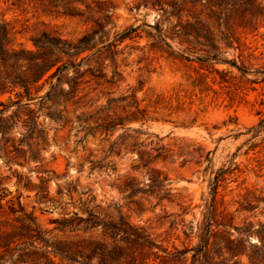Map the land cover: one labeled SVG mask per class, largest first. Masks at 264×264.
Returning a JSON list of instances; mask_svg holds the SVG:
<instances>
[{"label": "rangeland", "instance_id": "374dc122", "mask_svg": "<svg viewBox=\"0 0 264 264\" xmlns=\"http://www.w3.org/2000/svg\"><path fill=\"white\" fill-rule=\"evenodd\" d=\"M49 1L0 0V20L7 24L14 47L34 50L32 39L44 30L76 39L104 14L111 21L110 38L115 30L130 26L137 27L139 36L117 47L122 53L115 55L114 62L121 77L110 78L109 60L104 62L108 81L86 73L66 109L63 103L57 107L63 119L49 118L48 100L23 98L25 105L8 106L4 116L12 115L9 127L0 131V244L4 234L18 231L23 212L33 214L49 236L61 238L100 236L102 228L89 226L84 232L85 224L80 222L60 231L54 229L52 219L86 217L89 209L99 218L115 217L121 211L156 245L152 248L156 264H167L164 250L179 249L188 250L171 264H198L191 248L200 242L210 182L219 175L217 211L224 225L214 228L210 242L224 245V235L244 239L245 250L235 258L238 264H250L249 243H258L259 238L238 229L264 224V13L257 29L240 31L229 45L215 42L220 60L201 64L197 57L204 53L199 45L189 47V36L169 34L178 17L163 12L171 8L166 1L75 0L65 5L68 0H60L57 6ZM257 1L264 5V0ZM63 5L81 15H64ZM181 7L182 22L201 8L198 4L190 8L189 0ZM158 26L170 45H162V50L152 49L155 38L147 35L155 34ZM95 57L82 64L80 72L95 65ZM230 61L243 64L246 73ZM48 88L46 83L39 95ZM8 98L15 100L14 92L0 95L2 102ZM108 99L111 114L116 111L113 117L136 112L134 101L145 116L107 131L93 128L97 124L93 118L77 122L76 115H94ZM31 121L41 128L42 138L25 134ZM157 175L167 178L162 189L124 197L126 182L132 180L146 190L149 179ZM42 178L49 187L46 197L39 191ZM167 187L169 193L164 195ZM28 242L13 240V251L1 250L6 254L3 264H34V249ZM37 246L42 252L44 247ZM211 254L213 261L220 260L214 250ZM152 259L151 255L148 264Z\"/></svg>", "mask_w": 264, "mask_h": 264}, {"label": "trees", "instance_id": "16d2710c", "mask_svg": "<svg viewBox=\"0 0 264 264\" xmlns=\"http://www.w3.org/2000/svg\"><path fill=\"white\" fill-rule=\"evenodd\" d=\"M73 1L75 0H68L65 5ZM162 1L168 2L171 6L169 10L163 12L166 15L178 17L177 23L171 26L169 34L171 36L177 34L184 38L189 36V47L199 45V51L204 53L201 57H197L201 64L209 60H220L217 57L221 53L220 47L215 42L219 41L229 45L237 38L240 31L257 29L255 25L264 13V5L257 0H189L190 8H195L197 4L201 8L197 13H189V21L182 22L179 13L185 0H154L158 4ZM60 2V0L49 1L53 6L59 5ZM65 5H63L64 11L62 12L64 15H81L75 13L74 8L68 9ZM100 10L103 12L104 9L100 7ZM104 12L107 13L105 10ZM93 22L91 28L76 39H68L57 31L44 30L32 39L35 46V49L32 50L22 46L14 47L7 24L0 20V95L14 92L16 97L15 100L8 98L7 103L0 101V131L2 133L9 127L8 121L12 117V115L4 116L8 106L25 105L26 103H22L23 98H37L41 103L48 100L50 102L48 106L49 118L63 119L61 110H58L57 107L63 103L66 109L67 104L77 96L86 73H89L93 79L108 81L107 73L104 71L106 66L104 62L109 60L110 78L121 77L114 62L115 55L122 53V49H117V47L124 40L139 36L136 32L137 27L130 26L121 31L115 30L113 37L110 38L111 27L107 26L111 21L107 14L94 19ZM161 30L158 26L155 34L147 33L149 37L155 38V41L150 44L152 49L162 50V45L170 47ZM181 40L186 41V39ZM89 51H92L91 55L79 57L82 53ZM94 54L96 57L95 60H92L95 65H88L86 70L80 72L81 65ZM229 63L246 73L243 64L239 67L234 61ZM213 71L218 72L215 68ZM88 81L90 80L85 82ZM46 83H49V88L39 95ZM131 96L136 99L135 92H132ZM111 102L112 100L108 99L107 105L96 110L94 115L85 116L84 113L76 115L77 122H80L83 117L84 119L93 118L97 123L93 128L107 131L117 124L123 125L124 121L131 120V118L145 116L143 109H139L138 103L134 101L136 112L124 117H113L116 115V111L112 110L111 114L109 110L113 108ZM41 132V128L31 121L25 134L28 137L37 134V138H42ZM165 180L167 178L160 177V175L151 177L146 190H142L134 181L130 180L124 185V197L131 198L138 193L151 191L155 188L160 190L164 187ZM221 180L219 175H216L210 182L211 198L205 213L200 242L191 248L193 259L198 261V264H238L235 256L245 250V240L231 238L230 235L223 236L224 245H219L216 241L210 242V238L216 235L214 228L224 225L223 221L218 218L217 211V188ZM40 184L41 197H46L49 193L47 180L42 178ZM169 190V187L165 188L164 195H167ZM162 198L161 196L160 199ZM20 210L23 212V207ZM23 217L17 232L3 235L4 239L0 244V264L5 261L4 256L6 255L1 250L10 252L13 249L10 248L13 240L23 238L28 239L30 241L28 244L34 249L32 252L34 264H148L147 260L151 255L153 256L152 264H156L157 256L152 251L156 245L148 238L141 226L133 224L121 211H117L115 217L102 216L99 218L92 209H89L86 217L74 215L71 218L51 220L55 223L54 229L60 231L64 227L72 228L75 223L80 222L85 224L82 229L84 232L89 226L100 225L102 228L100 236L73 234L57 238L49 236V230L42 229L33 214L23 212ZM251 228L249 225L244 226L238 229V232L244 235L254 232L258 236V243H249L248 258L250 264H260L264 260V224L259 225L256 229ZM37 243L44 247L42 252L38 251ZM212 249L220 257V260L213 261ZM18 250L20 254L24 253V249ZM187 250L179 249L175 252L164 250L167 257L164 262L171 264L170 261L176 260L178 255H182ZM225 253L227 255L223 256Z\"/></svg>", "mask_w": 264, "mask_h": 264}]
</instances>
